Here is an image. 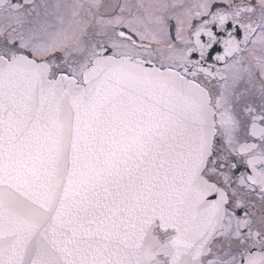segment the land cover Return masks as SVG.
<instances>
[{"label":"snow or ice","instance_id":"6c2138e0","mask_svg":"<svg viewBox=\"0 0 264 264\" xmlns=\"http://www.w3.org/2000/svg\"><path fill=\"white\" fill-rule=\"evenodd\" d=\"M0 264H264V0H0Z\"/></svg>","mask_w":264,"mask_h":264},{"label":"flooded vegetation","instance_id":"af4514ba","mask_svg":"<svg viewBox=\"0 0 264 264\" xmlns=\"http://www.w3.org/2000/svg\"><path fill=\"white\" fill-rule=\"evenodd\" d=\"M109 2H112V0H105V3H109Z\"/></svg>","mask_w":264,"mask_h":264}]
</instances>
